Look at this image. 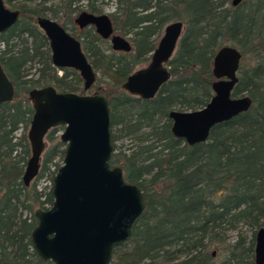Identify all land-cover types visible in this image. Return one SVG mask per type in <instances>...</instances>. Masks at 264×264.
<instances>
[{"label":"trees","instance_id":"16d2710c","mask_svg":"<svg viewBox=\"0 0 264 264\" xmlns=\"http://www.w3.org/2000/svg\"><path fill=\"white\" fill-rule=\"evenodd\" d=\"M46 1L4 0L20 18L0 33V63L15 88L13 100L0 104V264H54L39 258L30 234L37 224L34 212L53 201L51 187L39 189L37 180L52 164V185L59 167L54 159L63 162L65 145L53 136L55 128L45 137L51 146L37 177L28 186L22 182L33 112L28 92L46 85L78 94L97 88L95 93L107 96L110 165L121 166L124 179L142 191L145 209L133 225L131 241L112 250L111 264H254L255 232L264 226V0H242L228 8L222 0H114L113 28L130 35L129 52L112 50L93 27L72 33L97 74L87 91L77 71L51 63L48 40L36 24L47 16ZM80 2L60 0L61 19L72 25ZM97 2L86 0L87 11L100 13ZM172 20L182 21L185 29L168 62L169 80L152 99L126 93L122 83L150 59ZM65 22L59 21L68 30ZM224 45L241 53L232 95L246 94L252 104L216 124L206 141L189 146L172 135L168 113L198 109L209 101L212 59ZM33 62L41 65L36 79L25 74ZM113 128L131 145L117 150ZM233 230L237 235L229 241L227 233Z\"/></svg>","mask_w":264,"mask_h":264},{"label":"water","instance_id":"95a60500","mask_svg":"<svg viewBox=\"0 0 264 264\" xmlns=\"http://www.w3.org/2000/svg\"><path fill=\"white\" fill-rule=\"evenodd\" d=\"M241 0H232L237 6ZM20 12L0 0V33L14 26ZM83 29L109 41L112 50L129 52L127 37L114 33L109 14L81 11L74 19ZM36 24L48 40L51 63L56 68L78 72L87 91L96 80L81 42L58 21L38 17ZM184 30V23L166 24L149 62L126 77L121 85L126 93L152 99L170 78L168 62L174 55ZM241 53L230 45L220 47L212 59L213 94L201 108L168 113L170 131L189 146L207 140L218 123L247 111L252 99L233 96L238 81ZM13 82L0 63V104L12 101ZM32 117L27 131L30 156L22 175L28 186L37 177L45 150L47 133L63 127L59 140L65 145L62 164L52 178L53 201L47 209H37V224L31 231L33 249L41 260L54 264H111L112 250L132 239V228L145 209V200L137 184L124 179L121 166H111L113 152L108 98L102 93L61 92L52 85L28 92ZM214 255V252H213ZM254 264H264V226L255 232Z\"/></svg>","mask_w":264,"mask_h":264},{"label":"rangeland","instance_id":"374dc122","mask_svg":"<svg viewBox=\"0 0 264 264\" xmlns=\"http://www.w3.org/2000/svg\"><path fill=\"white\" fill-rule=\"evenodd\" d=\"M19 1L25 2V0H19ZM39 1H41V0H36L35 3L39 2ZM222 1H223L222 2L223 7H225V8L233 7V6H231V0H222ZM59 2H60V0H47L45 2V5L47 7H49L50 9L47 10L46 15H47V17L52 18V19H54V20H56L58 22L60 21L61 23L64 24L65 21L63 19H61L62 18V13L57 10V7H58ZM251 2H252V0L251 1H247V4L248 3H251ZM27 3H29V2H27ZM80 3H82V7L80 8L81 10L77 11L75 13V15H77L79 12H81L83 10H87L86 9V5H85L86 0H81ZM97 5L101 9V12L100 13L110 14V13H112V12L115 11L114 0H98ZM65 24H66V26H67V28H68V30H69L70 33H76V32L78 33L79 32V29H78V27L76 25H73V24L70 25L67 22H65ZM184 29H185V26H184ZM183 32H184V30H183ZM115 33L119 34L118 31H116ZM162 33H163V31H162ZM162 33H161L160 37L162 36ZM129 36L130 35H127V37H129ZM160 37H158L156 43L159 41ZM107 43L109 44V41H107ZM148 62H149V59H148V61H146V62L138 65L136 67V69L139 68V67L145 66ZM40 66L41 65L39 63H37V62H33L30 65L27 64L26 65V72H25V74L27 75V77L28 78H32V79H36L37 76H38V71L37 70H38V68ZM58 74L60 75L61 72L58 71ZM98 84L101 87H106V85L104 84V82H99ZM97 90H98L97 88H93L88 93H95V92H97ZM27 131H28V129L26 130V134H27ZM62 131H63V127H61V126L56 127L53 130V136L56 137L57 140H59V137H60V134H61ZM21 133H22V130H19L18 135L21 134ZM112 134L116 137L115 146H116L117 150H123V149H125V148H127L128 146L131 145L130 138H128L127 136H124V134H122L121 132H119L118 131V128H113ZM50 146H51V142H49L48 140L45 139V150H44V152L47 151V149ZM44 152L42 154L41 161L43 159ZM54 164H56V166H60L62 164L61 159L59 157H56L54 159ZM54 169H55V165H52V164L49 165V171H46L44 173V175L37 180V186H38L39 189H44L45 191H47L49 189V187H51L50 176H51V172ZM241 229H242L241 231L243 233H246L247 235H250V231L247 228L243 227ZM227 235H228L229 241H232L236 237L237 232L234 231V230L233 231H229L227 233Z\"/></svg>","mask_w":264,"mask_h":264},{"label":"flooded vegetation","instance_id":"af4514ba","mask_svg":"<svg viewBox=\"0 0 264 264\" xmlns=\"http://www.w3.org/2000/svg\"><path fill=\"white\" fill-rule=\"evenodd\" d=\"M242 1V0H241ZM240 1V2H241ZM231 2H232V0H231ZM239 2V3H240ZM238 3V4H239ZM232 6V5H231ZM236 7V6H235ZM84 11V10H83ZM85 11H87V10H85ZM89 12V11H88ZM98 14H100V13H98ZM78 15V14H77ZM77 15H75L74 17H73V24L74 25H76L75 24V22H74V19H75V17L77 16ZM109 16H110V14H109ZM44 17H47V16H44ZM52 19V18H51ZM110 19H111V17H110ZM111 22H112V20H111ZM113 25V24H112ZM77 26V25H76ZM78 27V26H77ZM89 27H93V26H87V27H85V28H83V29H80L79 27H78V29H79V31H84V30H86L87 28H89ZM93 29H94V27H93ZM95 30V29H94ZM42 31V30H41ZM43 33V32H42ZM114 33H115V31H114ZM44 34V33H43ZM72 34V33H71ZM117 34V33H116ZM98 35V34H97ZM99 36V35H98ZM123 36V35H122ZM100 37V36H99ZM125 37H127V36H125ZM101 38V37H100ZM128 38V40H129V37H127ZM102 39V38H101ZM80 40V39H79ZM103 40H106V41H108L107 39H103ZM81 42V41H80ZM131 43V42H130ZM49 45V44H48Z\"/></svg>","mask_w":264,"mask_h":264}]
</instances>
